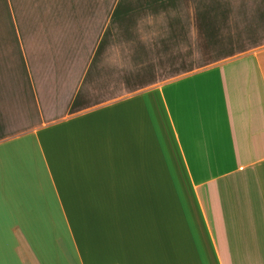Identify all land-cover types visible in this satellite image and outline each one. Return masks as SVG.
<instances>
[{
  "label": "crops",
  "instance_id": "obj_1",
  "mask_svg": "<svg viewBox=\"0 0 264 264\" xmlns=\"http://www.w3.org/2000/svg\"><path fill=\"white\" fill-rule=\"evenodd\" d=\"M0 264H264V0H0Z\"/></svg>",
  "mask_w": 264,
  "mask_h": 264
}]
</instances>
